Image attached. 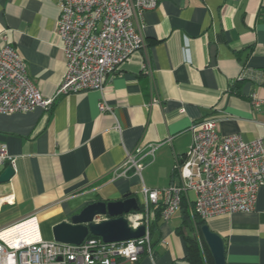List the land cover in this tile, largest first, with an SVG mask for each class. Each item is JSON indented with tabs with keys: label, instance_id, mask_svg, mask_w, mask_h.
<instances>
[{
	"label": "crops",
	"instance_id": "obj_1",
	"mask_svg": "<svg viewBox=\"0 0 264 264\" xmlns=\"http://www.w3.org/2000/svg\"><path fill=\"white\" fill-rule=\"evenodd\" d=\"M58 17L53 0H0V47L15 48L45 98L66 68ZM134 25L144 46L106 78L102 92L0 116V144L14 160V175L0 183V231L34 220L38 239L54 241L52 227L91 203L126 194L143 203V187L179 184L175 165L191 146L192 125L204 118L216 119L219 136L264 143V104L255 107L251 98L264 101V0H160ZM102 102L109 111L100 112ZM147 145L157 148L140 174L116 178L126 152ZM183 198L167 222L151 208L153 253L136 264H188L192 232L180 228L195 196ZM204 225L223 239L225 264H264V185L251 212Z\"/></svg>",
	"mask_w": 264,
	"mask_h": 264
},
{
	"label": "built area",
	"instance_id": "obj_2",
	"mask_svg": "<svg viewBox=\"0 0 264 264\" xmlns=\"http://www.w3.org/2000/svg\"><path fill=\"white\" fill-rule=\"evenodd\" d=\"M58 7L56 34L62 42L65 72L53 97L45 98L27 73L24 61L10 45L0 47V116L47 110L56 98L83 91L102 92L106 78L144 46L134 21L160 0H53ZM252 105L264 104L252 95ZM100 112L109 111L102 102ZM192 143L174 170L180 183L165 189L142 188L138 212L125 215L131 229L145 228L138 239L105 243L86 237L80 245L41 239L23 242L17 236L0 238V264H136L152 256L150 210L162 206L160 219L169 221L187 192L195 196L194 214L200 220L254 209L258 188L264 185V143L244 141L238 134L219 136L216 119L204 118L191 127ZM157 146L127 151L114 176L140 174L143 160L154 159ZM13 166L0 144V166ZM8 229L0 231L5 232Z\"/></svg>",
	"mask_w": 264,
	"mask_h": 264
},
{
	"label": "water",
	"instance_id": "obj_3",
	"mask_svg": "<svg viewBox=\"0 0 264 264\" xmlns=\"http://www.w3.org/2000/svg\"><path fill=\"white\" fill-rule=\"evenodd\" d=\"M14 175L10 166L0 175V183L8 182ZM140 206L136 198L124 195L118 201H97L85 206L68 221L52 227L53 240L61 244L80 245L88 235L99 237L105 243L138 239L144 235L143 226L131 229L123 215L138 212ZM98 217L104 218L96 222ZM201 234L211 253L214 264H225V249L222 238L212 232L207 225L201 227Z\"/></svg>",
	"mask_w": 264,
	"mask_h": 264
},
{
	"label": "trees",
	"instance_id": "obj_4",
	"mask_svg": "<svg viewBox=\"0 0 264 264\" xmlns=\"http://www.w3.org/2000/svg\"><path fill=\"white\" fill-rule=\"evenodd\" d=\"M183 200L184 198L182 197L181 203H183ZM152 209L154 211L155 219L159 218L160 213L162 211V206L161 205L153 206ZM183 218H184L183 224L182 227L180 228L181 231L185 232L186 229L189 230L191 229L190 231L192 232V234L187 235L185 238L186 260L188 261V264H204V263L214 264L211 253L201 234V227L204 225L205 221L197 218L194 215V213L191 216H189L187 213H184ZM191 222L195 226V230L193 229V225L191 224ZM153 226L154 224L152 220L149 227L151 239H152V233L154 231ZM151 246H153V242H151ZM224 249H225V243H224Z\"/></svg>",
	"mask_w": 264,
	"mask_h": 264
},
{
	"label": "bare ground",
	"instance_id": "obj_5",
	"mask_svg": "<svg viewBox=\"0 0 264 264\" xmlns=\"http://www.w3.org/2000/svg\"><path fill=\"white\" fill-rule=\"evenodd\" d=\"M23 242L33 241L38 239L37 227L34 220L25 222L19 226L12 227L9 230L0 233V238L8 240L11 236H17Z\"/></svg>",
	"mask_w": 264,
	"mask_h": 264
},
{
	"label": "rangeland",
	"instance_id": "obj_6",
	"mask_svg": "<svg viewBox=\"0 0 264 264\" xmlns=\"http://www.w3.org/2000/svg\"><path fill=\"white\" fill-rule=\"evenodd\" d=\"M141 201H142V198L139 197V198H138V203H142Z\"/></svg>",
	"mask_w": 264,
	"mask_h": 264
}]
</instances>
